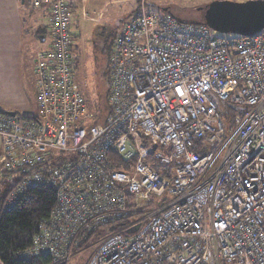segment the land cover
<instances>
[{
	"label": "built area",
	"instance_id": "2783aa9c",
	"mask_svg": "<svg viewBox=\"0 0 264 264\" xmlns=\"http://www.w3.org/2000/svg\"><path fill=\"white\" fill-rule=\"evenodd\" d=\"M43 1L37 113L0 111L6 205L55 192L23 255L66 261L117 221L86 264H264V28L218 37L142 2L113 39L97 116L73 77L68 0Z\"/></svg>",
	"mask_w": 264,
	"mask_h": 264
},
{
	"label": "rangeland",
	"instance_id": "374dc122",
	"mask_svg": "<svg viewBox=\"0 0 264 264\" xmlns=\"http://www.w3.org/2000/svg\"><path fill=\"white\" fill-rule=\"evenodd\" d=\"M211 1L213 0H73V6L69 10L72 22L70 25L72 73L85 98L88 110L94 113L98 110L102 113L106 111L104 108L108 90V64L112 42L114 37L121 32L128 18L139 11L142 2L147 12L171 14L175 18L194 22L203 15L205 5ZM97 29L102 30L103 36H96ZM217 35L227 37L228 34L217 33ZM45 36L47 40L50 35L45 34ZM102 43L103 45L98 46ZM108 51L107 61H105ZM101 64L105 66L106 76L96 81V73L101 70L99 69V67L102 68ZM100 103L103 104L99 109ZM35 104V91H33L29 110L22 114L18 112L16 118L20 115H36ZM139 203H143V200L139 199ZM101 238L102 236L93 241L90 239L88 245L82 244L80 246L82 248L78 249L79 252L73 255L67 264H85Z\"/></svg>",
	"mask_w": 264,
	"mask_h": 264
},
{
	"label": "crops",
	"instance_id": "0c3cea01",
	"mask_svg": "<svg viewBox=\"0 0 264 264\" xmlns=\"http://www.w3.org/2000/svg\"><path fill=\"white\" fill-rule=\"evenodd\" d=\"M39 2V6H35L33 0H0L1 112L8 110L22 114L30 108L31 93L35 91L33 67L36 54L48 48L52 41L48 3ZM68 3L70 10L73 0ZM45 34L50 35L49 39L46 40ZM1 146L0 137V151Z\"/></svg>",
	"mask_w": 264,
	"mask_h": 264
},
{
	"label": "trees",
	"instance_id": "16d2710c",
	"mask_svg": "<svg viewBox=\"0 0 264 264\" xmlns=\"http://www.w3.org/2000/svg\"><path fill=\"white\" fill-rule=\"evenodd\" d=\"M177 19L192 27L204 25L203 15L198 18V21L194 22ZM217 33H215L216 36H218ZM95 34L96 36H103L102 30L99 29L95 31ZM100 45H103V43L98 46ZM108 53L105 56V61H107ZM101 65L102 68L99 67L101 70L96 73V81L100 77L106 76L104 74L105 66L104 64ZM101 104L103 103L98 105L99 109ZM97 112L99 113L100 111L98 110ZM97 112L96 115L98 116L99 114ZM22 117L30 118L31 116ZM114 159L119 161L116 157ZM4 195L5 192H0V264H67L69 259L79 252L78 249L82 248L80 247L82 245L80 241L78 244H74L71 248V256L66 261L60 263L54 262L52 256L48 254L25 257L23 252L31 246L38 224L49 216L50 210L55 204V192L52 188L45 186L30 189L19 197L11 207H8L4 202ZM119 225L120 223L114 221L95 228L87 236L85 244L88 245L90 239L93 241L98 237H104L107 233L119 229Z\"/></svg>",
	"mask_w": 264,
	"mask_h": 264
},
{
	"label": "water",
	"instance_id": "95a60500",
	"mask_svg": "<svg viewBox=\"0 0 264 264\" xmlns=\"http://www.w3.org/2000/svg\"><path fill=\"white\" fill-rule=\"evenodd\" d=\"M203 24L221 34L251 36L264 28V0H213L203 9ZM14 117V111H3Z\"/></svg>",
	"mask_w": 264,
	"mask_h": 264
},
{
	"label": "clouds",
	"instance_id": "9594fccd",
	"mask_svg": "<svg viewBox=\"0 0 264 264\" xmlns=\"http://www.w3.org/2000/svg\"><path fill=\"white\" fill-rule=\"evenodd\" d=\"M177 19V18H176ZM17 115V114H16Z\"/></svg>",
	"mask_w": 264,
	"mask_h": 264
}]
</instances>
